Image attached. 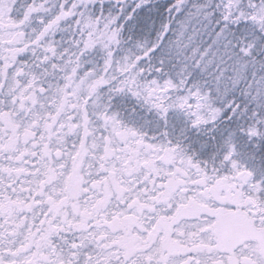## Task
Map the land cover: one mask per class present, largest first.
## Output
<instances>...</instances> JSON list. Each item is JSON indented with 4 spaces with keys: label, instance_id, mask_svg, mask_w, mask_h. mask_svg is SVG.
Masks as SVG:
<instances>
[{
    "label": "snow or ice",
    "instance_id": "1",
    "mask_svg": "<svg viewBox=\"0 0 264 264\" xmlns=\"http://www.w3.org/2000/svg\"><path fill=\"white\" fill-rule=\"evenodd\" d=\"M0 264H264V0H0Z\"/></svg>",
    "mask_w": 264,
    "mask_h": 264
}]
</instances>
